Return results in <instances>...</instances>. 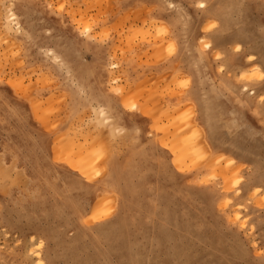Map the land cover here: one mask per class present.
<instances>
[{
	"label": "rangeland",
	"instance_id": "374dc122",
	"mask_svg": "<svg viewBox=\"0 0 264 264\" xmlns=\"http://www.w3.org/2000/svg\"><path fill=\"white\" fill-rule=\"evenodd\" d=\"M0 264H264V0H0Z\"/></svg>",
	"mask_w": 264,
	"mask_h": 264
},
{
	"label": "bare ground",
	"instance_id": "6f19581e",
	"mask_svg": "<svg viewBox=\"0 0 264 264\" xmlns=\"http://www.w3.org/2000/svg\"><path fill=\"white\" fill-rule=\"evenodd\" d=\"M201 7H205V3H201ZM208 45H210V44H208ZM260 74H263V73H260ZM258 77H259V79H262V76H261V75H258ZM253 91H254L253 94H256V91H255L254 89H253ZM178 141H179V140H178ZM180 142H181V141H180ZM180 142H179V143H180ZM175 143H176V142H174V145H175ZM180 145L182 146V149L179 147ZM180 145H179V146L177 145L176 147H175V146L173 147V145H172V148H171V149H172V151H174V152H178V153H180V157H184L186 153H183V151H184V149H187L186 146H188V145H187V144H184V145H186V146H183V144H180ZM188 147H189V146H188ZM184 152H185V151H184ZM175 154H176V153H175ZM177 155H178V154H177ZM177 157H178V156H177ZM178 159H179V158H178ZM253 183H254V182H253ZM255 183H256V182H255ZM253 187H254V186H253ZM256 187H257V186H256ZM256 187H255V188H256Z\"/></svg>",
	"mask_w": 264,
	"mask_h": 264
}]
</instances>
